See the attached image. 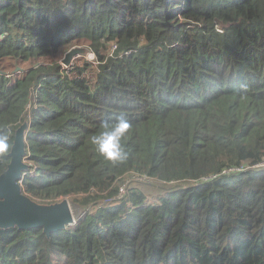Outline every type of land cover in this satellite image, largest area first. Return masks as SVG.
Wrapping results in <instances>:
<instances>
[{
    "label": "trees",
    "instance_id": "trees-1",
    "mask_svg": "<svg viewBox=\"0 0 264 264\" xmlns=\"http://www.w3.org/2000/svg\"><path fill=\"white\" fill-rule=\"evenodd\" d=\"M120 114L114 163L90 137ZM25 119L22 191L84 213L0 228V264H264V0H0L10 145Z\"/></svg>",
    "mask_w": 264,
    "mask_h": 264
},
{
    "label": "water",
    "instance_id": "water-1",
    "mask_svg": "<svg viewBox=\"0 0 264 264\" xmlns=\"http://www.w3.org/2000/svg\"><path fill=\"white\" fill-rule=\"evenodd\" d=\"M222 24L221 21L216 20ZM87 52L86 46L75 45L61 58L64 65L71 64L77 55ZM37 63L33 64L36 66ZM16 66L12 71H17ZM28 121L23 120L14 130L8 152L9 161L0 172V228L18 227L21 229L40 226L49 237L52 231L74 223L70 200L63 197L50 203L34 200L22 191L20 179L28 168L26 162L25 130Z\"/></svg>",
    "mask_w": 264,
    "mask_h": 264
},
{
    "label": "clouds",
    "instance_id": "clouds-1",
    "mask_svg": "<svg viewBox=\"0 0 264 264\" xmlns=\"http://www.w3.org/2000/svg\"><path fill=\"white\" fill-rule=\"evenodd\" d=\"M131 122L126 115L120 114L114 120L101 121L103 129L98 135L90 137V143L106 160L117 163L128 158V152L122 146V138L131 128ZM10 149L9 136L0 131V154L8 153Z\"/></svg>",
    "mask_w": 264,
    "mask_h": 264
},
{
    "label": "rangeland",
    "instance_id": "rangeland-1",
    "mask_svg": "<svg viewBox=\"0 0 264 264\" xmlns=\"http://www.w3.org/2000/svg\"><path fill=\"white\" fill-rule=\"evenodd\" d=\"M85 58L87 59H93L94 58V55L92 52L88 51V52H85ZM77 58V56L75 57ZM75 58L72 60V63L74 62ZM59 61H61V59H59ZM69 66H67V68H69ZM5 73V72H4ZM131 175L128 176V178H130ZM135 178L137 179L135 176L132 177V179ZM145 180H148V179H145ZM134 184L132 185H136L137 187H139V189L145 193L146 195V199L148 200L147 202L149 201H153L154 199H156L157 196V193L160 194L161 192L159 190H157L158 187L162 188L163 190V187L164 185H162L163 183H159V185H156V184H152V183H145L146 181H140L139 179L137 180H134L132 181ZM126 183V182H125ZM70 200V205L73 209L72 213L74 214V219L76 220L78 217H80L83 213H84V210L81 209L75 202H73L71 199ZM73 224V223H72ZM71 225V224H70Z\"/></svg>",
    "mask_w": 264,
    "mask_h": 264
},
{
    "label": "built area",
    "instance_id": "built-area-1",
    "mask_svg": "<svg viewBox=\"0 0 264 264\" xmlns=\"http://www.w3.org/2000/svg\"><path fill=\"white\" fill-rule=\"evenodd\" d=\"M62 63V62H61ZM72 63V62H71ZM63 64V63H62ZM64 65V64H63ZM70 65V64H69ZM69 65H65L66 67L69 66ZM258 166H264V160L260 161L257 163ZM123 191H124V188L121 187L119 193L117 194V197H120L122 194H123Z\"/></svg>",
    "mask_w": 264,
    "mask_h": 264
},
{
    "label": "bare ground",
    "instance_id": "bare-ground-1",
    "mask_svg": "<svg viewBox=\"0 0 264 264\" xmlns=\"http://www.w3.org/2000/svg\"><path fill=\"white\" fill-rule=\"evenodd\" d=\"M73 216H74V214H73Z\"/></svg>",
    "mask_w": 264,
    "mask_h": 264
}]
</instances>
